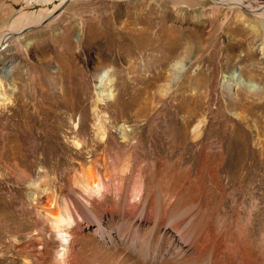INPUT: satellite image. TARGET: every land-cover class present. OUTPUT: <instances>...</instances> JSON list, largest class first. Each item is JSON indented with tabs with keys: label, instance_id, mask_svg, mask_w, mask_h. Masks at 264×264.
<instances>
[{
	"label": "rangeland",
	"instance_id": "1",
	"mask_svg": "<svg viewBox=\"0 0 264 264\" xmlns=\"http://www.w3.org/2000/svg\"><path fill=\"white\" fill-rule=\"evenodd\" d=\"M67 2L0 43V76L12 67L0 78V264H56L46 205L73 199L72 176L104 159L128 163L119 202L75 201L63 264H220L245 250L247 220L264 224V1ZM45 15L0 0V37ZM232 71L260 89L223 82ZM100 74L110 87L95 89ZM136 173L143 198L127 207Z\"/></svg>",
	"mask_w": 264,
	"mask_h": 264
},
{
	"label": "bare ground",
	"instance_id": "2",
	"mask_svg": "<svg viewBox=\"0 0 264 264\" xmlns=\"http://www.w3.org/2000/svg\"><path fill=\"white\" fill-rule=\"evenodd\" d=\"M35 1L40 9L46 10V15L44 16V18L38 20L37 22L35 18V21H29L25 24H19L15 22L11 28L12 30H8L4 36L0 37V43L7 41V37L10 38V35L15 36L17 34H20L19 30L17 29L20 28L21 30V27L24 28V25H28L27 27H30V29H32L35 28L31 27L33 25H39L41 23L39 26H43L44 24H47L48 22L56 19L59 16V11L57 12V10L60 9V6H62V4H65L67 1L70 0ZM212 1L216 4H220L221 6L225 5L231 9H243L245 6L250 7L249 4L243 5V1L247 0ZM176 2L178 3L179 1ZM262 8H264V5H262ZM250 10L252 11V9ZM255 10L257 17H259L261 21H264V9L258 11L257 8H255ZM29 24L31 25L29 26ZM263 24V22L259 24L260 29L263 28ZM245 26L250 28L251 30L257 31V27L254 25L247 23ZM79 36L80 31L76 33L75 38L77 41L79 40ZM4 44L5 43L1 44V47H3ZM182 65L183 64H180V62L178 61L172 63L171 67L176 70V73H173L175 74L174 76H178L185 70V67H183ZM11 70L12 67H6L4 69L2 68L0 78H4V76L8 74V72H10ZM222 80L225 83L229 82V84H234L236 89H242L249 93H255L260 89L259 86L256 85L254 82L246 81L240 78V76L235 71L230 72L228 75H223ZM98 82L99 84L97 87ZM110 85L111 80H108L105 74H100L96 78L95 89L103 88L104 86L110 87ZM107 94L111 97L110 91L103 94H97V96L102 95L104 97L107 96ZM97 100L100 101V98ZM198 127L199 125L197 124L194 127V130L198 129ZM98 132L101 133V139L104 140V129L102 127H99ZM76 147H79L78 142H76ZM105 161L106 160L104 159V163L101 168L96 167L93 169L92 167H86L79 173H75L72 176L70 180V189L73 195V199L66 196L65 198L59 199L54 203H49L48 206L46 205V207L50 209V213L48 214V217L46 219L49 224V228L53 231V238L56 241V243L54 244L55 249L57 250V256L55 258L56 264H63L65 263V261H68L66 260V258L70 254L68 247L69 241L71 238H73L72 235L74 233V228L79 222L82 221L79 215V209L76 206V202L80 203V205L87 209H91L93 206L97 205H101L102 207H104V204L106 203H109L112 207H116L117 202H119V195L122 193L121 186L123 187V183L126 179L125 177L129 174L128 172H130V170L128 169V163L124 161L123 166H119V164L116 165L112 162H107V164ZM142 188L143 186L141 177H139V174L136 173L134 176L131 177L130 186L127 192V207L133 204L140 203L143 198ZM41 190L42 194L44 192H47V189L43 188ZM108 193L109 196L107 195ZM259 221L260 220H256L253 217L249 221L247 220L248 227L243 230L240 235L242 237L241 239H244V241H246L247 243L246 249H241L243 248V244H240L238 245V247L235 248V250H229V255L226 256L224 261L219 262L220 264H264V224L259 225ZM182 224L184 223L177 222V224L175 225L177 231L180 230ZM97 226L99 227V225ZM257 231H261L259 237L257 235H254V232ZM63 249H65V256H62Z\"/></svg>",
	"mask_w": 264,
	"mask_h": 264
},
{
	"label": "water",
	"instance_id": "3",
	"mask_svg": "<svg viewBox=\"0 0 264 264\" xmlns=\"http://www.w3.org/2000/svg\"><path fill=\"white\" fill-rule=\"evenodd\" d=\"M67 3H68V2H66L65 4H62V6H60V10H57V12H58V11H61V10L63 9V7H64ZM26 30L28 31V30H30V28H27Z\"/></svg>",
	"mask_w": 264,
	"mask_h": 264
},
{
	"label": "built area",
	"instance_id": "4",
	"mask_svg": "<svg viewBox=\"0 0 264 264\" xmlns=\"http://www.w3.org/2000/svg\"><path fill=\"white\" fill-rule=\"evenodd\" d=\"M260 1H264V0H260Z\"/></svg>",
	"mask_w": 264,
	"mask_h": 264
}]
</instances>
